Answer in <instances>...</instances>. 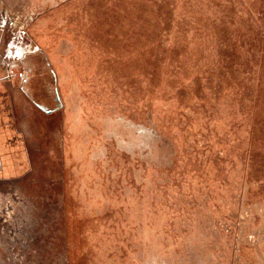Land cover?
<instances>
[{
    "label": "rangeland",
    "instance_id": "374dc122",
    "mask_svg": "<svg viewBox=\"0 0 264 264\" xmlns=\"http://www.w3.org/2000/svg\"><path fill=\"white\" fill-rule=\"evenodd\" d=\"M0 16V51L21 31L62 104H30L0 264H264V0H0Z\"/></svg>",
    "mask_w": 264,
    "mask_h": 264
},
{
    "label": "crops",
    "instance_id": "0c3cea01",
    "mask_svg": "<svg viewBox=\"0 0 264 264\" xmlns=\"http://www.w3.org/2000/svg\"><path fill=\"white\" fill-rule=\"evenodd\" d=\"M1 53L0 59H3ZM0 61V190L3 191L8 183L28 174L31 121L30 100L21 81L10 78L9 63ZM31 85L34 86L33 95H38V88ZM27 86L30 85H26V89Z\"/></svg>",
    "mask_w": 264,
    "mask_h": 264
},
{
    "label": "flooded vegetation",
    "instance_id": "af4514ba",
    "mask_svg": "<svg viewBox=\"0 0 264 264\" xmlns=\"http://www.w3.org/2000/svg\"><path fill=\"white\" fill-rule=\"evenodd\" d=\"M5 23L6 19L0 16V25L3 27ZM21 34V31H17L15 37H12L5 43V47L1 53L3 59L0 60L9 63L11 67V74L9 77L21 81L22 88L28 95L30 104H32L37 111L42 113L43 116L52 115L62 106L56 89V73L53 67L49 68L50 64L41 50L36 47L32 49V51L28 49V43L23 41V36ZM45 67L49 70L47 73L49 77H46L42 72V70H46ZM38 69L41 71L39 75L37 74L38 76H36L34 71ZM13 70L18 72L15 74ZM31 83L38 88V95H33L34 90L32 86H27V89L25 88L26 85H30ZM151 134L152 133L149 131V139Z\"/></svg>",
    "mask_w": 264,
    "mask_h": 264
}]
</instances>
